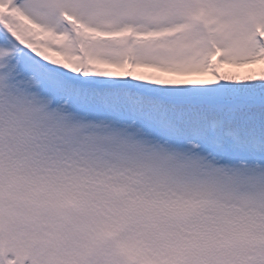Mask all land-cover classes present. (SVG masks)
Wrapping results in <instances>:
<instances>
[{"label": "snow or ice", "instance_id": "obj_1", "mask_svg": "<svg viewBox=\"0 0 264 264\" xmlns=\"http://www.w3.org/2000/svg\"><path fill=\"white\" fill-rule=\"evenodd\" d=\"M0 264H264V0H0Z\"/></svg>", "mask_w": 264, "mask_h": 264}]
</instances>
